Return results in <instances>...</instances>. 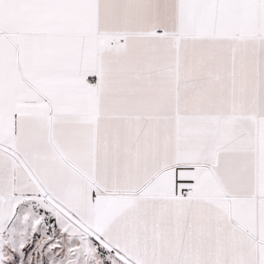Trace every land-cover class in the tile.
I'll use <instances>...</instances> for the list:
<instances>
[{
  "label": "snow or ice",
  "instance_id": "snow-or-ice-1",
  "mask_svg": "<svg viewBox=\"0 0 264 264\" xmlns=\"http://www.w3.org/2000/svg\"><path fill=\"white\" fill-rule=\"evenodd\" d=\"M0 264H264V0H0Z\"/></svg>",
  "mask_w": 264,
  "mask_h": 264
}]
</instances>
